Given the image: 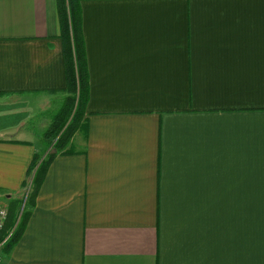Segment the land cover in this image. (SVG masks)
<instances>
[{"label":"crops","instance_id":"0c3cea01","mask_svg":"<svg viewBox=\"0 0 264 264\" xmlns=\"http://www.w3.org/2000/svg\"><path fill=\"white\" fill-rule=\"evenodd\" d=\"M85 135L27 203L65 97L56 0H0V264H264V0H80ZM28 188V189H27Z\"/></svg>","mask_w":264,"mask_h":264},{"label":"trees","instance_id":"16d2710c","mask_svg":"<svg viewBox=\"0 0 264 264\" xmlns=\"http://www.w3.org/2000/svg\"><path fill=\"white\" fill-rule=\"evenodd\" d=\"M80 0H56V9L60 26L59 36L62 42L65 73V97L51 116L48 127L43 131L45 149L49 150L41 157V153H33L28 174L32 172L26 202L31 203L35 191L42 180L50 160L56 153L70 152L65 146L76 130L85 135V119L82 117L87 96V77L85 67V51L81 34ZM11 202L7 208L6 219L0 231V240L10 237L9 244L19 234V225L26 217L20 213V221L16 223L17 212ZM7 238V237H6Z\"/></svg>","mask_w":264,"mask_h":264},{"label":"built area","instance_id":"2783aa9c","mask_svg":"<svg viewBox=\"0 0 264 264\" xmlns=\"http://www.w3.org/2000/svg\"><path fill=\"white\" fill-rule=\"evenodd\" d=\"M6 214H7L6 207L4 205L0 204V231L3 228L4 222L6 219ZM4 240H5V238L0 240V246L3 244Z\"/></svg>","mask_w":264,"mask_h":264},{"label":"rangeland","instance_id":"374dc122","mask_svg":"<svg viewBox=\"0 0 264 264\" xmlns=\"http://www.w3.org/2000/svg\"><path fill=\"white\" fill-rule=\"evenodd\" d=\"M51 144H52V142H51ZM51 144H50V146H51ZM50 146H48V147L46 148V150H48V148H49ZM27 189H28V188H27Z\"/></svg>","mask_w":264,"mask_h":264}]
</instances>
